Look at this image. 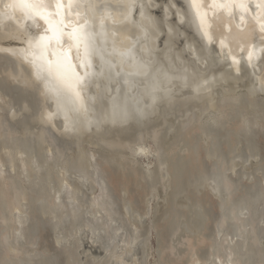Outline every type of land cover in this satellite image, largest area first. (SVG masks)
<instances>
[{
    "label": "bare ground",
    "instance_id": "6f19581e",
    "mask_svg": "<svg viewBox=\"0 0 264 264\" xmlns=\"http://www.w3.org/2000/svg\"><path fill=\"white\" fill-rule=\"evenodd\" d=\"M260 2L205 36L191 0H81L86 111L24 58L31 22L0 23V264H264Z\"/></svg>",
    "mask_w": 264,
    "mask_h": 264
},
{
    "label": "snow or ice",
    "instance_id": "6c2138e0",
    "mask_svg": "<svg viewBox=\"0 0 264 264\" xmlns=\"http://www.w3.org/2000/svg\"><path fill=\"white\" fill-rule=\"evenodd\" d=\"M80 6L81 0L75 3L74 0H69L67 5L64 0H8L7 3L0 0V23L15 19L17 12L26 23L31 22L35 31L27 29L31 35L27 40V48L22 50L24 58L31 57L37 77L43 78L58 97L62 93L69 94L76 105L75 110L86 111L82 86L91 83L96 76L93 58L98 55V49L87 21L80 23L71 18L79 17ZM191 7L195 10L204 35L208 36L215 20L231 24L230 20H225L223 10L236 5L233 0H211L210 3L208 0H191ZM239 7L244 8V5L240 4ZM258 7L262 10L258 15L264 16V0H261ZM261 30L264 31V27ZM229 35L240 34L233 30ZM221 44L223 45V41ZM243 45L240 51L245 52L251 62L253 50L249 47V41L244 40ZM229 54L233 63H238L232 48L229 49Z\"/></svg>",
    "mask_w": 264,
    "mask_h": 264
},
{
    "label": "water",
    "instance_id": "95a60500",
    "mask_svg": "<svg viewBox=\"0 0 264 264\" xmlns=\"http://www.w3.org/2000/svg\"><path fill=\"white\" fill-rule=\"evenodd\" d=\"M149 11H150V14H153V13H155V10H152L150 7H149ZM247 28V27H246ZM175 30V29H174ZM232 30H235L237 33H239V31L238 30H236V28H235V24H234V27H232ZM163 31H165V32H163V33H166V29H165V27L163 28ZM244 32H240V33H247L246 32V30H243ZM244 36L245 35H243L241 38H244ZM164 36H162L161 38H163ZM160 41V40H159ZM159 46V45H158ZM163 48H165L164 46H163ZM176 49H178V48H176ZM175 50V49H174ZM168 88H169V86H167ZM167 87H166V89H167ZM159 100V99H158ZM163 102V101H162ZM160 103V102H158L157 104H156V110L155 111H158L159 110V113L160 114H162V112H165V110H166V105L164 104V103ZM154 110V109H153ZM152 110V111H153ZM151 111V112H152ZM150 112V110H149V113H151ZM150 116V115H149ZM171 116H169L168 117V119H169V121L171 120V118H170ZM174 118H176L175 116H174ZM173 118V119H174ZM175 120V119H174ZM173 120V121H174ZM148 118H145V120H143V121H138V122H136L135 123V125L133 126V127H142V125H144L145 123H148ZM171 135V134H170ZM142 159V158H144V155L141 153V154H136L135 155V159ZM93 163V162H92ZM92 173V178L93 179H95L97 182H99V184L100 185H102L103 184V176H102V174H101V172H100V170L99 169H97V168H95L94 167V169H93V171L91 172ZM105 193H107V195H108V191L106 190V192ZM141 248H140V251H141V254H145L146 252H147V246H148V241H147V239H146V234H144V236H142L141 237Z\"/></svg>",
    "mask_w": 264,
    "mask_h": 264
},
{
    "label": "rangeland",
    "instance_id": "374dc122",
    "mask_svg": "<svg viewBox=\"0 0 264 264\" xmlns=\"http://www.w3.org/2000/svg\"><path fill=\"white\" fill-rule=\"evenodd\" d=\"M162 196H163V195H162ZM158 214H159V213H158ZM158 214H156V216H155L156 219H158V218H157ZM156 219H154V220H156ZM159 242H160V241H157V239L155 240V244H158Z\"/></svg>",
    "mask_w": 264,
    "mask_h": 264
}]
</instances>
